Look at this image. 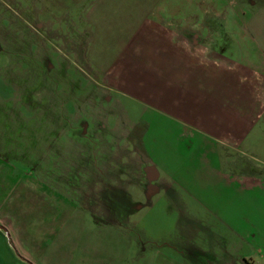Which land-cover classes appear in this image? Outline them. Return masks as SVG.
<instances>
[{"label":"rangeland","instance_id":"obj_1","mask_svg":"<svg viewBox=\"0 0 264 264\" xmlns=\"http://www.w3.org/2000/svg\"><path fill=\"white\" fill-rule=\"evenodd\" d=\"M94 1L0 0V155L14 169L0 195L26 212L28 241L46 246V264H264V194L231 206V192L203 193L196 142L176 146L171 121L135 102L126 121L89 70Z\"/></svg>","mask_w":264,"mask_h":264},{"label":"crops","instance_id":"obj_2","mask_svg":"<svg viewBox=\"0 0 264 264\" xmlns=\"http://www.w3.org/2000/svg\"><path fill=\"white\" fill-rule=\"evenodd\" d=\"M51 1L66 10L84 0ZM88 10L100 41L86 50L89 70L121 96L126 121L135 102L171 121L176 146L196 142L203 193L231 192V206L264 194V0H96ZM109 39L123 51L108 52ZM8 160L0 155V176L14 171ZM9 202L16 196L0 195V264H46V246L28 241L26 212Z\"/></svg>","mask_w":264,"mask_h":264},{"label":"water","instance_id":"obj_3","mask_svg":"<svg viewBox=\"0 0 264 264\" xmlns=\"http://www.w3.org/2000/svg\"><path fill=\"white\" fill-rule=\"evenodd\" d=\"M1 228V227H0Z\"/></svg>","mask_w":264,"mask_h":264}]
</instances>
